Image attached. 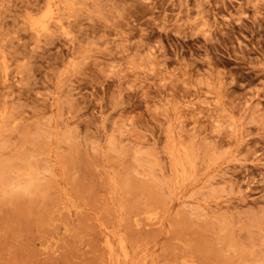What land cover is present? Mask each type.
<instances>
[{
	"label": "rangeland",
	"instance_id": "obj_1",
	"mask_svg": "<svg viewBox=\"0 0 264 264\" xmlns=\"http://www.w3.org/2000/svg\"><path fill=\"white\" fill-rule=\"evenodd\" d=\"M0 264H264V0H0Z\"/></svg>",
	"mask_w": 264,
	"mask_h": 264
}]
</instances>
